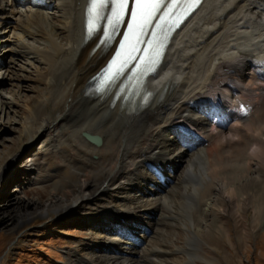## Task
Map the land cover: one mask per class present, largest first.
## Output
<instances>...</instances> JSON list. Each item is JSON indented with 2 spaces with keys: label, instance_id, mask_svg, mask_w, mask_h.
<instances>
[{
  "label": "bare ground",
  "instance_id": "obj_1",
  "mask_svg": "<svg viewBox=\"0 0 264 264\" xmlns=\"http://www.w3.org/2000/svg\"><path fill=\"white\" fill-rule=\"evenodd\" d=\"M4 1L0 0V25L17 27L20 46L15 52L38 72L37 79L45 88L37 105L41 111L32 126L21 124L23 131L13 140L20 142L10 163L0 164V178H14L9 168L18 167L16 156L28 151L42 134L46 136L42 147L61 156L67 144L87 167L78 180L61 192L53 191L43 203L29 200L36 206L35 211H18L21 203L27 204L25 197L10 194L11 207L15 205L17 210L13 215L12 210L8 212L14 217L13 227L37 212L44 216L51 211L76 216V211L90 203L93 196L109 195L111 200L101 207L100 222L90 219V210L78 222L88 224L98 237L106 239L103 246L95 244L92 252L101 247L104 254L99 256L107 264H136L111 251L145 257L161 253L164 235L155 243L150 234L168 217L160 209H167L172 217L180 215L174 204L166 206V200L181 182L184 186L179 205L186 241L178 250L186 253V264H198L194 258L198 257L200 242H204L200 227L204 225L207 233L218 229L206 223V206L234 216L240 206L247 208L253 203L251 183L264 192V0H202L167 43L157 69L145 77L142 88L149 92V98L142 104L138 98L125 99V92L119 95L122 79L104 93L88 91L91 79L111 57L124 28L110 44L100 43L102 31L86 38L90 0H9V7ZM23 3L28 4L24 13L16 10ZM52 10L58 12L57 16L50 14ZM53 19L60 21L58 27L56 23L44 26ZM25 36H41L42 42L34 45ZM9 40L1 35L0 45ZM32 59H38V65ZM8 69H0V78H13ZM5 95L4 104L10 107L14 100ZM51 107L52 112L61 107L55 118ZM231 120L236 123L230 125ZM83 132L100 135L102 143L94 144ZM251 137L258 142L250 140V147L246 139ZM231 141H243L235 145L237 155L232 154L239 159L237 166L223 151L224 144ZM108 152L111 155L105 159ZM93 155L97 158H91ZM246 155L251 157L249 162L245 161ZM29 157L24 171H39L36 158ZM149 161L157 166L156 177L145 170ZM234 170L238 171L235 176L226 174ZM122 190L127 193L122 204H111L114 196L110 193L120 195ZM13 191L20 192L17 188ZM188 193L191 200L185 201L183 195ZM260 193L261 201L264 195ZM220 201L226 208H215ZM158 211L160 216L153 221L150 215ZM259 217L264 218L262 205ZM140 242L142 246L138 247ZM87 261L101 262L95 255Z\"/></svg>",
  "mask_w": 264,
  "mask_h": 264
},
{
  "label": "rangeland",
  "instance_id": "obj_2",
  "mask_svg": "<svg viewBox=\"0 0 264 264\" xmlns=\"http://www.w3.org/2000/svg\"><path fill=\"white\" fill-rule=\"evenodd\" d=\"M4 4L9 7L11 3L9 0H5ZM27 7L28 4L23 3L22 5H17L18 9L16 10H21L24 13L25 8L28 10ZM50 14L52 16H57L56 14H58V12L55 13L52 10ZM13 15H15V17L18 16V12H14ZM21 20L24 24V18ZM53 21L54 22H52V20L50 21L52 23H45L44 26L46 27L47 25L48 27L54 24V26L57 25L56 27H58L60 21H55L54 19ZM12 24H15L13 20ZM40 28L42 29V27ZM18 32L19 30L15 25L12 27L9 26L8 28L0 25V36L3 35L4 38H10L5 45H0V69L5 70L9 68L8 73L13 76L11 80L0 78V121H2L0 122V164L3 166L7 164L9 159L14 155L17 145L20 142V140H18V142L15 143L16 141L13 140L17 138L19 133H22L23 127L21 124L25 123L28 126H32L36 121L35 117L41 111L37 105L42 98V90L45 88L43 83L37 79L38 72L35 71L33 67L25 64V59L15 52L20 46V42L17 39ZM25 40L34 45H40L42 37L36 36L34 39H31L25 36ZM4 47L9 51L3 49ZM32 60L35 65H38V59ZM41 68L42 67L39 66L38 69ZM4 95L13 98L14 103L10 104V107L8 104H4L7 101ZM47 109V112H49L50 108ZM60 110L61 107H59L57 112H52L51 107V113L54 118L57 117ZM32 118L34 119L32 120ZM11 119L14 120V122L11 123ZM235 121L236 120L230 121V125H233V123L235 124ZM225 131L227 132V129ZM45 138V135H40L28 151L16 156L19 161L18 167L9 168L12 172L11 175L14 177L13 179H6V175L0 178V264H86V262H88L87 259L93 258L94 255L99 262L101 261L100 264H107L106 260H102L103 258L101 259L99 256L100 254H104L101 247L95 251V253L92 252V247L95 244L103 246L106 239H104V237H98V234H96L95 231L93 232L88 224H81L78 222V219H82V215L89 213L90 210V213L93 215L90 219H96L100 222L102 213L101 207L107 204V200H111L109 195L103 198L93 196L94 198L91 199L92 204L90 202L85 204V206H81V209L79 208L76 211V216L73 214L71 215V213H58L56 211H51L50 215L44 216L37 212L22 223H18L13 227L12 222L14 217L11 218L8 212L12 210L13 215L17 210L15 205L11 207L12 203L9 201L10 194H12L11 197H15V195L25 197L27 204L21 203L20 206L22 205V207L18 205V207H20L18 211H24V209L35 211L37 210L36 206L29 200L38 199L39 203L40 201L43 203L51 197L53 191L57 190L61 192L65 190L71 182L79 179V173L87 170L86 165L82 162L84 159L81 161L76 156L75 149L72 150L65 144L63 145L64 150L60 152L61 156H59V154L52 152L49 147L41 146V142L45 140ZM252 139L255 138L251 137L246 140H251L254 144L258 142V140ZM251 141L249 143L250 145H248L250 147L253 144ZM242 142L231 141L229 144H224L223 151H225V155L231 156L228 157V160L231 163H235V166L240 164V162L237 156L232 154L236 152L235 154L237 155V147ZM261 144L264 145V142H261ZM217 146L220 147L219 145ZM28 155L30 156L29 158H36V162L39 163V171L34 170V172L30 174L24 171V166L27 161L26 157ZM110 155L111 152H108L104 158L108 159ZM247 155L248 157L250 156L249 154ZM247 155L245 156V161L247 160L249 162L251 157L248 159ZM234 157H236L235 160L238 161L233 162L235 161L233 159ZM253 157L254 156H252V158ZM91 158L96 159L97 156L93 155ZM236 163L238 164L236 165ZM153 165L151 161H149L145 166L146 168H144L149 174L156 177L151 169L157 168V166ZM9 169L6 168V170ZM236 171L237 170L233 172L229 171L226 174L228 176L234 174L233 176H235ZM32 181L36 182L34 183ZM183 186L184 184L180 182L177 187L173 188L174 192L172 191L167 196L166 200V206L169 207L170 203L174 204V209L177 213H180V215L172 217L167 209H160V211L162 210L168 217L164 219L165 221H160L156 225V232L154 231L150 234L155 243L159 242L162 235H164L161 244L163 251L161 253L156 254L152 252L150 256L145 257L144 254L130 255L127 251L122 253L120 250H113L111 254L118 257H123V255H125L123 258L127 256L130 262L135 260L137 262L136 264H186V253L181 248L178 250L179 246H185L186 241L185 229L181 224V219H183L181 215L182 208L179 205V196L183 191ZM167 187H169V185ZM13 188H17L20 192L13 194ZM250 190L253 194L251 197L253 203L251 202L250 206L247 208H241L240 206L234 216L229 215L227 212H216L217 210H212L209 208L210 206H206L208 209L206 223L214 224L218 229L216 228V231L207 233L205 232L206 228L204 225L200 227L204 234V242H200L198 257L194 258L195 262L198 264H264V218L259 217V207L261 205L264 207V197L263 200L260 201L258 193H260L261 187H255V182L250 184ZM121 192L123 193H120V195L110 193V195L112 194L114 196L111 204H122V198H124L127 193L125 194L124 190ZM190 195V193L186 196L183 195L184 197L182 199L185 201L191 200ZM260 195L263 196L264 192L260 193ZM238 198L239 197H237V199ZM133 205L138 206L135 203H133ZM220 206L226 208L221 201L215 208L218 209ZM91 214L89 215L91 216ZM150 216L151 218L154 217L152 220L155 221L156 217L160 216L159 211L157 213L152 212ZM2 218L4 219L1 220ZM172 221L173 226L171 225V227L170 223ZM161 231H166L168 234H163ZM115 233L116 232L112 234ZM140 246H142L141 242L138 247ZM156 255H158L157 259Z\"/></svg>",
  "mask_w": 264,
  "mask_h": 264
},
{
  "label": "snow or ice",
  "instance_id": "obj_3",
  "mask_svg": "<svg viewBox=\"0 0 264 264\" xmlns=\"http://www.w3.org/2000/svg\"><path fill=\"white\" fill-rule=\"evenodd\" d=\"M200 4L201 0H167V3L165 0H133L129 13V0H90L86 14V38L92 37L99 22L103 20L106 24L101 44H109L124 23L125 15H130L127 31L123 34L114 57L102 70L105 79L115 81L133 61H137L133 65V76L129 79L134 77L137 82L142 83V78L154 72L161 63L172 32Z\"/></svg>",
  "mask_w": 264,
  "mask_h": 264
},
{
  "label": "water",
  "instance_id": "obj_4",
  "mask_svg": "<svg viewBox=\"0 0 264 264\" xmlns=\"http://www.w3.org/2000/svg\"><path fill=\"white\" fill-rule=\"evenodd\" d=\"M85 134H87V136ZM83 136L96 145H100L102 143V137L100 135L83 132Z\"/></svg>",
  "mask_w": 264,
  "mask_h": 264
}]
</instances>
